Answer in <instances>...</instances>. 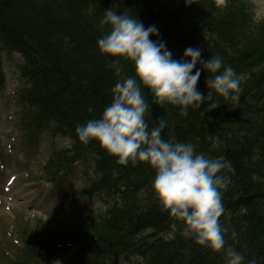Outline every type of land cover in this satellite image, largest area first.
Listing matches in <instances>:
<instances>
[{"label":"trees","instance_id":"trees-1","mask_svg":"<svg viewBox=\"0 0 264 264\" xmlns=\"http://www.w3.org/2000/svg\"><path fill=\"white\" fill-rule=\"evenodd\" d=\"M167 1L0 0V36L23 56V75L30 84L23 95L37 111L32 121L52 118L75 143L76 156L96 151L97 166L108 173L106 178L116 175L98 186L121 183L122 194L130 199L110 218L91 220L90 226L79 227L70 237L138 254L145 264H222L225 254L183 237L179 225L173 233V220L161 211L151 190L142 201L136 199L140 189L151 188L154 170L146 162L118 165L116 157L95 140L84 145L75 134L77 124L100 116L111 102L114 85L129 76L120 59L99 51L101 35L90 25L103 21L105 10L112 8L136 16L145 26L155 25L174 58L179 59L189 46L200 47L205 59L218 55L236 72L251 68L241 82L238 103L221 102L207 109L210 102L206 101L199 109L190 107L187 116L177 106L168 107L177 142L191 143L197 154L221 158L226 164L220 173L227 178L222 190L225 211L219 218L226 229L225 249L230 246L240 252L244 264H264V105L260 99L252 102L264 90V19H249L248 12L236 5L239 0H228L221 8L217 0H192L190 5L185 0ZM209 76L205 70L197 83L205 94ZM145 119L151 131L148 113ZM62 161L65 157L57 152L47 172H56ZM144 231L150 233L139 235Z\"/></svg>","mask_w":264,"mask_h":264},{"label":"clouds","instance_id":"clouds-1","mask_svg":"<svg viewBox=\"0 0 264 264\" xmlns=\"http://www.w3.org/2000/svg\"><path fill=\"white\" fill-rule=\"evenodd\" d=\"M192 3L185 0L186 5ZM227 4L228 0H217L218 7ZM102 19L108 32H102L97 40L99 51L127 61L132 71L114 85L111 102L98 118L77 124L78 140L84 145L95 140L108 155L116 157L118 165L146 162L154 170L151 191L161 211L173 220V233L179 225L180 234L195 244L213 252L226 251L227 264H244L240 252L231 247L225 249L226 229L219 220L225 211L222 190L227 178L220 173L226 164L221 158L197 154L191 143L162 139L167 120L159 119L149 131L145 119V114L151 112L150 103L162 108L168 104L177 106L182 116L188 115L190 107L199 109L206 101L210 102L207 109L221 102L238 103L244 77L226 66L218 55L205 59L200 47L189 46L179 59L174 58L166 42L159 38V29L145 26L136 16L108 8ZM205 70L210 74L206 78V94L197 87Z\"/></svg>","mask_w":264,"mask_h":264},{"label":"rangeland","instance_id":"rangeland-1","mask_svg":"<svg viewBox=\"0 0 264 264\" xmlns=\"http://www.w3.org/2000/svg\"><path fill=\"white\" fill-rule=\"evenodd\" d=\"M247 1L248 6L245 4L246 10L251 8V12L253 15V18L255 20H260L264 18V0H245ZM168 4H172L170 0L167 1ZM221 8V7H218ZM253 21V20H252ZM22 61L20 55L14 53V54H8L6 53L4 55V61H3V74H4V81L3 84L0 86V143H3L5 139L8 137L14 138L15 141H19V143L16 144V148L19 151L20 156H22V153L25 154L26 148L25 143L17 139V137L12 135L11 128H9V120L14 121L15 119V108H17V111L19 112V107L17 106V103L15 104L13 101H16L17 96L20 95L21 89L26 85V78L21 75L22 70ZM250 67H247L245 74H249ZM243 76V75H242ZM259 98L256 96L252 102L258 101ZM147 114V113H146ZM10 117H12L10 119ZM7 133H4L5 131ZM52 130V131H51ZM57 131V130H56ZM55 131V128L52 123L44 124L42 127L38 128L31 134L38 137V144L36 146V152L33 154L31 153L27 158L31 161V164L33 165V168L39 172V166H38V160L42 158L45 159L47 147L50 145V143L53 140L61 141L63 145L66 143L68 144L69 141L66 139V137H63L60 134H57ZM26 138V136H25ZM24 150V152L22 151ZM14 151V156H12L11 159L8 158L7 155H4V159L0 161V163H4V168H9L11 165L16 166L17 163V153ZM40 154V155H39ZM90 159H92V155H89ZM77 167V166H76ZM79 169V168H77ZM18 170V169H17ZM14 172H17L15 169H9V171H6L4 175H0V187L2 183L6 180L9 174H12ZM20 175V174H19ZM79 173H77V170H73L71 173L68 174V178L64 177L62 185L59 189L53 188V183H46L42 181H36L31 183L29 186L25 185L24 179H20V181H14L12 184V190L10 192H5L4 197H1V204H0V213L1 217L5 219L6 222H9V217L11 219L12 215L10 214V211L8 210V206L12 203L13 205H18L20 201L21 203L27 201L32 203L35 199V203L40 200L44 199L45 204L47 208L49 207H61L63 206L66 194L69 193L70 188L69 186H73L75 188L80 187L86 180H84L83 175L80 177L78 176ZM38 176L39 173H38ZM20 177V176H19ZM3 194L0 188V196ZM11 196L14 198L12 201H10ZM49 205V207H48ZM18 208L17 206H13V208ZM46 208V209H47ZM105 208V205L102 204L99 200V197H87L85 199H82L79 201L76 207V215L78 219H82L84 216H86L89 213H92V211H103ZM105 211V210H104ZM103 211V212H104ZM27 214V213H26ZM9 215V217H8ZM232 248V247H231ZM63 254H59L56 256V258L61 257ZM132 259L131 258H124V257H118L116 259H112L109 264H131ZM227 264V256H226V262Z\"/></svg>","mask_w":264,"mask_h":264},{"label":"water","instance_id":"water-1","mask_svg":"<svg viewBox=\"0 0 264 264\" xmlns=\"http://www.w3.org/2000/svg\"><path fill=\"white\" fill-rule=\"evenodd\" d=\"M92 25L101 34H102V32L104 34H107V32H108V26L107 25L103 26V23H92ZM123 63L126 66L129 74L131 75V71H132L131 65L127 61L126 62L123 61ZM145 95H146V98L149 100V102H151V96H150V94H148L147 89H145ZM150 107H151V112H149V114H150V116H151V118L153 120L154 126H156L158 120L161 119V118H163V119L168 121V127H166L161 132L162 139L174 140V138L172 136V130H171V127H172V124H173V119H172L171 114L168 111V107L167 106H166V108L157 107L155 105H151V103H150Z\"/></svg>","mask_w":264,"mask_h":264},{"label":"bare ground","instance_id":"bare-ground-1","mask_svg":"<svg viewBox=\"0 0 264 264\" xmlns=\"http://www.w3.org/2000/svg\"><path fill=\"white\" fill-rule=\"evenodd\" d=\"M58 261H59V264H63L64 263L63 259H59ZM58 261H54L51 264H58Z\"/></svg>","mask_w":264,"mask_h":264},{"label":"snow or ice","instance_id":"snow-or-ice-1","mask_svg":"<svg viewBox=\"0 0 264 264\" xmlns=\"http://www.w3.org/2000/svg\"><path fill=\"white\" fill-rule=\"evenodd\" d=\"M14 179V178H13ZM11 182V181H10Z\"/></svg>","mask_w":264,"mask_h":264}]
</instances>
